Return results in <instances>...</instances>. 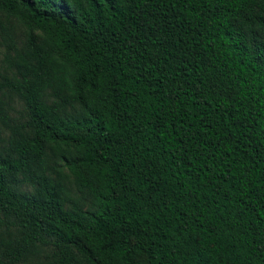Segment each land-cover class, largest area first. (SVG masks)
<instances>
[{"label":"trees","instance_id":"trees-1","mask_svg":"<svg viewBox=\"0 0 264 264\" xmlns=\"http://www.w3.org/2000/svg\"><path fill=\"white\" fill-rule=\"evenodd\" d=\"M0 43V264H264V0H0Z\"/></svg>","mask_w":264,"mask_h":264},{"label":"rangeland","instance_id":"rangeland-1","mask_svg":"<svg viewBox=\"0 0 264 264\" xmlns=\"http://www.w3.org/2000/svg\"><path fill=\"white\" fill-rule=\"evenodd\" d=\"M2 51H3V47L0 43V60L2 58V53H3ZM0 66H1V64H0ZM11 105H13L15 111L20 109V106L14 100L11 101ZM14 116H17V114L15 112H14Z\"/></svg>","mask_w":264,"mask_h":264}]
</instances>
